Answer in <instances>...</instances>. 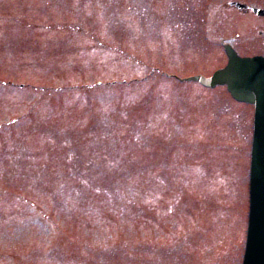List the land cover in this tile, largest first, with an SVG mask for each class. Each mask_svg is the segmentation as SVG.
Returning a JSON list of instances; mask_svg holds the SVG:
<instances>
[{
    "label": "rangeland",
    "instance_id": "rangeland-1",
    "mask_svg": "<svg viewBox=\"0 0 264 264\" xmlns=\"http://www.w3.org/2000/svg\"><path fill=\"white\" fill-rule=\"evenodd\" d=\"M222 1L0 0V264H240L254 105L168 77Z\"/></svg>",
    "mask_w": 264,
    "mask_h": 264
},
{
    "label": "water",
    "instance_id": "water-1",
    "mask_svg": "<svg viewBox=\"0 0 264 264\" xmlns=\"http://www.w3.org/2000/svg\"><path fill=\"white\" fill-rule=\"evenodd\" d=\"M229 63L211 77L196 75L185 80L207 87L226 85L236 99L256 105L252 155L251 209L244 264H264V57H240L229 52Z\"/></svg>",
    "mask_w": 264,
    "mask_h": 264
},
{
    "label": "flooded vegetation",
    "instance_id": "flooded-vegetation-1",
    "mask_svg": "<svg viewBox=\"0 0 264 264\" xmlns=\"http://www.w3.org/2000/svg\"><path fill=\"white\" fill-rule=\"evenodd\" d=\"M258 9V10H257ZM219 19H221V14H223L224 19L219 20L211 15L210 18V31H212L215 38L220 37V44L223 51V56H225L226 62L228 60V56L225 52V46L231 45L233 49L242 57L246 56H256L263 55L264 52H253L252 54L244 53V50H241L242 47L235 43V38H225L223 37V28L219 29L218 24L221 22L233 21L234 13L243 16H249L253 20L251 21V32L255 35H260V37L264 36V0H224L218 4L216 10ZM227 13V16H225ZM169 15V14H168ZM186 27V26H185ZM251 45V44H250ZM248 45L247 47H249ZM243 52V53H242ZM246 226V222H245ZM245 229V228H244Z\"/></svg>",
    "mask_w": 264,
    "mask_h": 264
}]
</instances>
